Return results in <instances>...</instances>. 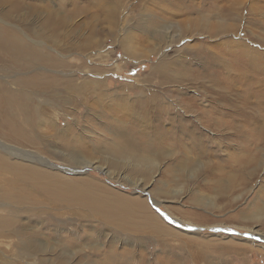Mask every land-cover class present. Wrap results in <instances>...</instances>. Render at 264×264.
<instances>
[{
	"label": "rangeland",
	"instance_id": "obj_1",
	"mask_svg": "<svg viewBox=\"0 0 264 264\" xmlns=\"http://www.w3.org/2000/svg\"><path fill=\"white\" fill-rule=\"evenodd\" d=\"M20 1L25 3V7L10 12L9 20H0L3 22L0 25L10 26L26 43H32L33 40L37 48L48 51L52 57L61 61L58 67H51L45 62L37 63L30 70L36 77L48 74L56 75L60 79L79 78L80 81L87 79L101 81L107 89L113 90L117 95L129 93L130 96H127L130 99L131 95H134L131 93L133 90L128 88L130 85H142L156 93L158 91V96H164L166 95L164 91L170 90L169 93L174 97L164 96L166 103H170L169 100L174 101L179 96H185L194 97L202 107L212 106L216 98L215 92H219L223 97L220 100L221 103L226 101L221 107V103L218 106L224 113L226 112L225 118L228 113L238 116L243 112L241 109L246 99L248 103L254 101L252 96L258 90L259 84L254 83L256 77L253 75L245 81L238 80L236 77L224 78L223 82L227 87L211 86L209 79L202 76L184 80L182 83L168 82L158 85L156 82L160 75L153 68L160 65L161 68L167 67L173 72L177 71L178 67H188L199 72L215 68L225 74L226 72L222 71L224 69L220 66L221 63L208 68L211 65L207 64L208 59L201 54L200 50L205 49L228 62L231 61L229 51H238L237 54L239 51H244L243 48L232 46L237 43L245 45L246 49L261 52L259 57L252 58L264 68V0H113L110 3L112 11L103 16L94 15L92 11L87 14L78 11L70 17L69 12L75 8L73 3L60 6L56 0ZM179 1H182L184 7L176 6ZM85 5L86 2L80 0L76 7L83 8ZM33 7H36L39 13L29 10ZM90 8L94 9L92 6ZM4 9L7 10L6 7ZM49 16L66 22L57 30L60 34H57L55 39L38 36L30 31V28L45 31L42 23ZM5 17L0 13L1 19ZM201 17L207 18L209 24H218L219 21L221 30L215 35H212L208 29L200 32L197 28L200 22L197 21H200ZM154 19L157 24V27L153 29L155 34L139 28V25H144L147 20ZM167 26L169 28L165 29L164 27ZM63 32L65 34L62 35ZM28 34L32 36V40L28 38ZM227 43L231 44L228 46L230 50L225 48ZM241 57L245 59L244 56ZM232 65L237 67L236 62H232ZM15 75L12 74V76ZM11 87L16 86L11 84ZM238 92L240 93L237 94ZM90 96L89 89L82 95L73 93L74 103L69 102L60 108L51 105L50 112L59 128L63 129L67 124L71 127L68 133L74 130L73 140L81 144L84 150L80 149L85 156L83 163L86 162L85 159L91 162L86 170H83V165H75L68 160V151L57 140L53 137L48 139V136H54V132L51 130V125L44 121L45 118H41V122L36 120L34 123H29V126L26 123L23 124L34 135V143L14 141L3 136L8 140L7 144L24 150L23 152L11 150L8 156L9 162L31 165L40 170L39 174L21 173L27 180H35L33 184L43 189L42 196L47 203H55L64 196L60 188L48 187V181L58 184L63 180L66 182L87 179L90 182L89 189L101 195L108 196V193L117 192L126 197H147L150 205L153 202L150 198L155 202L158 201L157 204L151 205V209L163 218L170 217L173 220L181 218L174 213L177 208L189 218L185 221L189 224L179 225L174 221L171 223V220L170 224L184 231H191L189 236L193 238L219 243L222 246L208 244L205 247L207 256L212 255L218 258L215 263L205 260L191 261L189 252L182 253L172 249L179 254V261L183 264H264V239L258 238V234H264V150L260 165L249 176L246 191L236 193L230 199L222 198L220 195H215L213 190H209L205 185L212 184L210 182L212 179L198 172L177 171L176 176L175 174L174 176L165 175L166 166L172 165L170 159L154 165L151 173L145 178L143 174L140 175L143 169H139L138 166L133 167L131 160L117 159L108 153L112 131L106 128V125L116 120L114 118L117 115L112 114L113 112L108 108H106L107 112L95 110L97 113L86 115V109L76 99L81 100L85 97L90 99ZM37 99L42 101L40 97ZM88 102L90 100L83 105H87ZM112 103L117 106L119 102ZM104 104L111 105L110 101ZM93 105V107L96 106V104ZM68 108L73 110V117L69 115L71 118L66 123L67 116L64 115L63 110L66 112ZM87 108L94 112L89 105ZM255 109L258 110V108ZM243 110L253 113V109L248 108V105H245ZM175 113L171 106L169 117ZM187 115L183 114L186 118H191ZM21 118L20 116L22 124ZM58 118L59 124H57ZM163 127H170V124L164 121ZM204 128L203 125L199 126L203 135L209 138L207 143H215L208 145L207 150L216 151L215 157L218 156L217 158L221 160L226 158L223 146L227 144L225 140H222L224 138L216 136L215 131ZM1 138L0 141L4 142ZM218 138H221V143L216 144L214 139L218 140ZM220 144L222 145L218 148ZM234 144H237V141ZM204 158L202 162H207V158L216 159L210 153ZM43 159H47V164L41 161ZM49 163L58 169L49 168L51 166ZM81 166L83 171L75 170ZM223 169L229 171L227 166ZM178 176L180 179L176 180ZM160 179L169 181L167 182L169 194L155 197L147 193L160 183ZM198 187H200L199 190ZM191 192H195L196 197L202 198L201 205L193 201ZM74 207L77 209L74 212H71L69 207H62L59 210L61 212L54 210L39 216L23 213L25 209L17 208V211L13 213L18 214V220L29 222L31 226L27 228H30V231L37 230V239L45 240L46 244L38 245V249L36 246L33 247L35 249H28L25 245L15 243L14 238L0 237V264H109V261H106L108 255L105 256L111 249L108 248L111 236V232L106 229L108 226L102 223L94 213L88 217L83 214L84 210L77 205ZM226 229H232V231H226ZM170 243L177 244V241ZM124 247L135 250L134 259L142 258L141 264H163L172 252L170 248L160 251V246L144 247L123 243L121 240L116 243L114 249L120 251ZM243 248L245 250H242ZM142 253L145 257L141 256ZM185 259H187L186 263H184Z\"/></svg>",
	"mask_w": 264,
	"mask_h": 264
},
{
	"label": "bare ground",
	"instance_id": "obj_2",
	"mask_svg": "<svg viewBox=\"0 0 264 264\" xmlns=\"http://www.w3.org/2000/svg\"><path fill=\"white\" fill-rule=\"evenodd\" d=\"M79 1L56 0V3L60 6H65L67 3L75 5V8L69 12V17L78 11L84 14L92 11L94 15L99 14L102 16L112 11L110 3L113 0H82L86 2L83 8L76 7ZM86 6H89V8ZM91 6L94 7L93 10L90 8ZM176 6L184 7L182 1L177 2ZM5 7L7 8L6 11ZM22 7H25V3L20 0H0V13L6 16L4 19L0 18V20H9L11 17L10 12ZM29 10L39 13L36 7ZM47 18L42 23L45 31H40L37 28L31 29L29 26L30 31L38 36L43 35L48 39H55L57 34H60L57 33V30L66 22L63 19L56 20L51 16ZM201 18L200 21H197L200 22L197 27L200 32L208 29L212 35H215L221 30L222 26L219 21L218 24H209L210 22L208 23L207 18ZM156 27V19L147 20L144 25H139L141 30L154 34L156 32L153 29ZM164 28L167 29L169 26ZM63 34L65 33L63 32ZM29 35H27L28 38L32 40V36L30 35L29 37ZM237 44L232 46H235L234 48H243L244 51H239L238 54V51H229L231 53V61L229 60L228 62L225 59L221 60V56L212 54L204 48V50H200L201 54H204L203 56L208 59L207 64L211 65L208 68L221 63L220 66L224 69L222 71L226 72L225 74L215 68L201 70L200 72L188 69V67H178L177 71L174 72L167 69V67L163 69L160 65L153 68L160 75L156 82L158 85L168 82L182 83L184 80L196 79L198 76H202L209 79L211 86L220 87L226 86L223 82L224 78L236 77L238 80L242 79V81H245L249 76L253 75L256 77L254 83H258L259 88L252 96L254 101L248 103L247 99H244L246 103L241 109L243 112L239 113L238 116L231 113L229 115L228 113L225 118L226 112L224 113L218 108L221 103L220 100L223 99L219 92H215L216 98H214L212 106L202 107L195 101L194 97L179 96L174 101L169 100L170 103H166L163 99L164 96L174 97L173 94L169 93L170 90L164 91L166 95L158 96V91L156 93V91L147 89L142 85H130L128 88L133 90L131 93L134 94L133 96L131 95L132 98L130 99L128 98L130 96L129 93L117 95L113 90L107 89L101 81H91L89 79L80 81L79 78L60 79L56 75L48 74L36 77L30 70L37 63L45 62L51 67H58L61 61L52 57L48 51H41L35 46L33 40L32 43H26L10 26L0 25V138L2 137L1 140L4 141H0V237H5L6 239L11 237L14 238L15 243L22 246L25 245L28 249H35L33 248L35 246L38 249V245L46 244L45 240H38L37 230L30 231V228L27 227L31 226V224L29 222H21L17 218L18 214L13 212H16L17 208L18 210L25 209L23 213L39 216L40 214H49L54 210L61 212L59 210L62 207H69L68 209L74 212L76 209L74 206L77 205L84 210L82 211L83 214L89 217L91 213H94L100 218L102 223L108 226L106 229L111 232L108 248L111 249L105 256L108 255L106 261H109V264H141L142 258L134 259L135 250L126 247L120 251L114 249L119 240L123 243L144 247L160 246V251L161 249L168 250L170 248L172 251L169 255L170 257H167L168 259H165L163 264H183L179 261V254L175 251L189 252L191 261L205 260L215 263L218 258L212 255L207 256L205 247L208 244L218 247L219 243L193 238L189 236L191 231H184L182 228L174 227V225L170 224V220L172 221L171 223L174 221L175 224L186 225L189 223H185V221L189 218L177 208L174 213L180 215L181 218L173 220L170 217H161L151 209V205L158 203V201L155 202L151 198L150 200L153 202L150 205L147 197H126L117 192L108 193V196L101 195L96 193V191H91L88 187L90 182L87 179H83L81 181L66 182L63 180L58 184L48 181V187L60 188L64 196L57 198L58 200L55 203H47L42 196L43 189L33 184L35 180H27L22 174L23 172H36L39 174L41 173L40 170L31 165L9 162L8 156L11 154V150L15 149L20 152L24 150L13 145L10 146L6 141H8L7 139H12L14 141L34 143V135L23 124L26 123L29 126V123H34L36 120L41 122V118H45L44 121L51 125V130L54 132V136H48V139L53 137L57 140L68 151V160L75 165H83V170H86L91 165V162L85 159L86 162L83 163L85 156L80 152L83 147L81 144L74 142V136L72 135L74 130H70V133H68V129L71 127L67 124H65L63 129L59 128L55 124V119H52L50 112L52 111L51 105L60 108L69 102L74 103L73 93L82 95L85 90L89 89L90 99H87V97L81 100L76 99L86 109V115L88 113H97L95 110L107 112L106 108L111 109L112 114L117 115L114 118L116 120L113 119V122L106 125V128L112 131V138H110L109 142L112 141L108 148L110 155L117 159L131 160L133 167L138 166L139 169H143L140 175L143 174L145 178L151 173L154 165L161 163L165 159H170L172 165L166 166L165 175L174 176L177 171L198 172L202 176L212 179L210 181L212 184L206 183L205 185L209 190H213L215 195L230 199L236 193L246 191L249 176L260 165L264 150V68L253 61L252 58L259 57L261 52L253 51L250 48L246 49L245 45ZM229 45L231 44L227 43L225 48H230L228 47ZM241 56H244L245 59ZM232 62H236L237 67L233 66ZM42 65L45 66V64ZM60 72L63 73L64 71L60 70ZM12 74L16 75L12 76ZM11 84L16 87L12 88ZM38 97L42 98V101L37 99ZM89 100L90 102L87 105L94 112H91L87 105H83ZM107 101H110L111 105L107 104L105 106L104 103ZM116 101L119 102L117 106L112 103ZM223 103L225 104L226 101L224 100L220 107ZM93 104H96V106L93 107ZM245 105H248V108H252L253 113L245 112L243 110ZM171 106L176 113L169 117ZM255 108H258V110ZM63 113L67 116L65 118L67 123L69 118H71L69 115L73 117V110L68 108L66 112L63 110ZM183 114H188L191 118H186ZM20 116L22 117V124L19 119ZM164 121L169 123L170 127H163ZM59 123L60 119L58 118L57 124ZM202 125L205 127L204 129L209 128L216 132V136L224 138L222 140H225L227 144L223 146L226 158L221 160L217 158L218 156L215 157L216 151L207 150L208 145L215 143H207L209 138H206L202 130L199 129V126L201 127ZM3 136L7 139H4ZM221 138H218V140L214 139L216 144L221 141ZM236 141L237 144H234ZM40 144H42V141H40ZM208 153L216 158L214 159L215 161L207 158V162H202L205 159L204 157H208ZM41 161H44L45 164L48 162L47 159ZM49 164L51 165L49 168L58 169L53 164ZM83 166L75 168V170L81 172L83 171L81 169ZM224 166H227L229 171L222 170ZM201 167L202 169H200ZM66 169L71 170L69 168ZM135 173L138 174V172ZM179 179L178 176L176 180ZM159 182L153 190L147 193L155 197L168 195L170 191L167 182L169 181L160 179ZM197 189L199 190L200 187ZM191 193L193 194V201L201 205L202 198L196 197L195 192ZM59 202L62 203L59 204ZM218 209L223 208L218 207ZM196 226L198 227V224ZM195 229L197 228L195 227ZM258 235L260 236L258 238L264 239V234ZM174 241H177V244L170 243ZM219 246L222 247L221 244ZM172 249H175V251ZM242 250H245V248ZM141 256L145 257L143 253ZM186 260H184V263H186Z\"/></svg>",
	"mask_w": 264,
	"mask_h": 264
},
{
	"label": "snow or ice",
	"instance_id": "obj_3",
	"mask_svg": "<svg viewBox=\"0 0 264 264\" xmlns=\"http://www.w3.org/2000/svg\"><path fill=\"white\" fill-rule=\"evenodd\" d=\"M213 231H217V229H213ZM226 231H232V229H226Z\"/></svg>",
	"mask_w": 264,
	"mask_h": 264
}]
</instances>
